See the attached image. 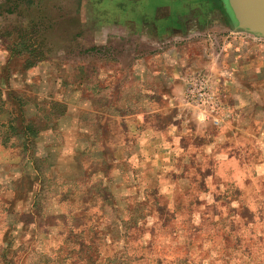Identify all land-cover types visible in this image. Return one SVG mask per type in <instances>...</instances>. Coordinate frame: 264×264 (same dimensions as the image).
Masks as SVG:
<instances>
[{
    "label": "clouds",
    "instance_id": "obj_1",
    "mask_svg": "<svg viewBox=\"0 0 264 264\" xmlns=\"http://www.w3.org/2000/svg\"><path fill=\"white\" fill-rule=\"evenodd\" d=\"M101 7L114 5L105 3ZM203 43L211 44V41ZM233 47L242 55L236 56L231 65L228 63L231 51L222 64H217L218 58L209 52L211 60L202 67L209 73L204 86H210V91L199 100L194 95L189 98L185 91L186 85L193 81L173 72L172 80L185 83L174 87L172 95L164 96L168 101L166 106L144 99L137 107L145 111L127 118L129 131L126 134L119 127L120 117H115L113 139L108 141V146L115 150L116 158L111 161L113 166L107 174L103 170L93 172L94 167L103 168L105 159L102 155L105 143L95 132L94 105L82 99L80 90L58 95V99L67 103L68 112L59 121V134L45 133L40 150L35 154L36 159H42L48 155L44 145H53L50 167L41 175L34 159L29 158L24 163L32 175L46 181L42 193L47 196L42 201L45 215L69 214L70 211L75 215L87 206L92 219L85 227L96 228L101 233L110 228L108 235L97 242L100 253L97 264H264V110L253 114L254 101L264 95V80L253 83L257 91L241 83L245 74L264 76V42L257 41L249 47L247 40L233 41ZM246 47L248 52H243ZM252 53H256V59L240 66L239 61ZM156 60L159 62L161 57ZM163 60L166 65L183 66L185 63L178 60L177 55L168 53H164ZM133 71L140 79L130 91L135 94L139 89L143 94H153L147 84L163 73L146 76L149 70L143 60L133 65ZM105 76L102 74L101 79ZM221 77L225 78V91L237 101L234 106L219 98L217 85ZM57 87H61V83ZM120 106L126 107L127 101H121ZM176 107L180 112L174 119L183 118L180 127L170 124L161 131L144 120L146 115L156 112L167 115ZM185 110L191 115L185 117ZM193 122L195 132L189 127ZM196 136L206 142L200 146L190 143L185 150L182 139ZM17 152L18 149L0 147V251H7L10 259L12 252L18 251L16 264H74L76 261L88 264L77 254L79 245L66 240L67 230L63 225L46 234L32 224L30 230L22 234L23 223H17L16 216L7 211L9 205L4 201L15 198L13 181L23 174L16 167L21 161ZM81 152L86 155L83 169L91 173L87 177L76 167V157ZM193 159L195 167L191 163ZM197 168L202 171L211 168L213 174L204 178ZM202 179L207 191L200 187ZM101 187L112 192L118 212L114 213L112 207L105 205V215L101 210L104 201L99 196L94 202L84 204L81 197ZM41 188L42 184L37 182L28 201L17 203L16 213L31 211L41 195ZM156 189L161 198L160 206L167 204L174 214L167 224L150 195ZM69 191L75 203L61 201V194ZM217 196L221 199L217 200ZM197 200L205 203L197 204ZM138 205L142 206V215L137 216L136 227L129 229L126 224L133 217L129 209ZM10 228L11 247L5 239ZM32 230H36L34 237ZM84 238L90 242L91 232Z\"/></svg>",
    "mask_w": 264,
    "mask_h": 264
},
{
    "label": "rangeland",
    "instance_id": "obj_2",
    "mask_svg": "<svg viewBox=\"0 0 264 264\" xmlns=\"http://www.w3.org/2000/svg\"><path fill=\"white\" fill-rule=\"evenodd\" d=\"M100 1L102 4H96L95 0L93 3L91 0H30L22 6L10 5V11H14L13 13L7 12V9L0 13V147L18 149L17 155L20 156L21 161L16 167L23 173L19 179L13 181L15 198L5 200L4 203L9 205L7 208L9 214L16 216V222L23 223L22 234L27 233L32 224H36L37 229L46 234L51 229L63 225L67 230L66 240L79 245L77 254L80 260H87L88 264H97L100 259L97 242L108 235L110 228L101 233L96 228L85 227L92 219L88 215L90 209L87 206L75 215H72L71 211L69 214L45 215V205L42 201L46 200L47 196L42 193L45 191L43 185L46 181H42L41 176L32 175L24 163L29 158L34 159L35 168L41 175L50 167L49 159L53 145H44V150L48 153L44 158L36 159L35 154L40 150L45 133L51 131L59 134V121L68 112L67 103L58 99V95H67L69 91L80 90L83 93L82 99L90 100L94 105L95 132L105 143V151L102 153L105 159L103 168L94 167L93 172L103 170L107 174L113 166L111 161L116 158L115 150L108 146V141L113 139L115 117H120L119 127L126 134L129 131L127 118L135 117L138 112L145 111L137 105L144 99L160 105L162 99L159 94L165 87L162 84L165 81L161 78L154 77L147 84V87L152 89L151 95L143 94L139 89L135 94L130 91L131 86L140 79L133 71V65L138 60H143L149 70L146 76L153 72H161L165 67L166 71L172 74V71L181 64L166 65L163 56L164 53L177 55L178 60H185L183 66H180L183 77L187 79L194 75L207 77L209 73L205 72L202 66L211 60L209 52L218 58L217 64H222L227 52L231 51L232 55L228 60L231 65L235 63L236 56L242 55V52L236 51L233 47V41L247 40L249 47L257 41L264 42L262 38L235 31L218 0H211L209 6L193 7L195 8L193 11L201 10L203 25L194 38L167 44H154L153 40L146 42L141 40L137 37L135 23L125 25L124 28L118 25L122 28L121 31H112L108 25L112 24V21L104 20L106 16L104 17L101 12L98 14L94 12L106 3V0H98ZM177 1L141 0L134 5L132 11L137 12L138 21L148 20L156 16L157 8L163 4L175 10ZM131 2L134 3L132 0ZM149 12L151 14H148ZM102 17L104 22H99L101 21L99 18ZM169 38H173L172 34ZM209 40L211 44L203 43ZM242 51L248 52V48ZM157 57H161L159 62L156 60ZM254 59L256 53L250 54L246 59L242 58L239 65L243 66ZM102 74H106L104 79H101ZM261 80H264V76L245 74L241 83L245 88L257 91L253 88V83ZM58 83H61V87H57ZM217 87L220 88L221 102L231 106L237 103L235 98L225 91L224 77L220 78ZM125 100L127 106H120V102ZM260 110H264V95L253 103V114ZM160 117L155 113L146 115V124L157 130H166L174 123L175 113L169 111L163 118ZM190 127L195 132L196 126L190 125ZM210 131L214 132V129ZM13 138H15L14 143H12ZM189 138L190 141L181 142L186 149L190 143L200 146L206 142L199 136H196V139L187 137V140ZM236 152L239 154V149ZM85 158V153L81 152L76 157V167L84 177H87L91 173L83 169L82 162ZM191 163L193 167L196 166L194 159ZM187 171L188 167L185 166V172ZM197 171L204 178L213 174L211 168L205 171L197 168ZM173 178H177L175 174ZM37 182L42 184L41 195L34 202L32 210L16 213L17 203L28 201L29 193L34 190ZM200 187L207 191L204 179L201 180ZM150 195L157 204L161 219L167 224L174 214L170 213L167 204L160 206L158 189L153 190ZM97 196L104 201L101 210L105 215H107L105 205L112 207L114 213L118 212L115 198L107 187L98 188L95 192L89 190V194L81 199L87 205L90 201L94 202ZM216 199L220 200L221 197L217 196ZM61 201L75 203L71 191L61 194ZM196 203L205 202L197 200ZM141 207L138 205L129 209L133 217L131 222L126 224L127 228L136 227L137 216L142 215ZM244 214L251 219L248 212ZM75 229L81 231L77 232ZM11 231L10 228L9 234L5 236V239L9 240L10 247ZM32 231L34 237L36 230ZM88 232H91L90 242L84 238ZM61 234L63 235V232ZM18 254V251L12 252L13 258L10 259L7 251H0V261L3 264H16L15 257ZM74 264L79 262L76 261Z\"/></svg>",
    "mask_w": 264,
    "mask_h": 264
},
{
    "label": "crops",
    "instance_id": "obj_3",
    "mask_svg": "<svg viewBox=\"0 0 264 264\" xmlns=\"http://www.w3.org/2000/svg\"><path fill=\"white\" fill-rule=\"evenodd\" d=\"M30 0H0V13L5 12V10L9 13H13L14 11H10V5H21L24 3H28ZM134 3L131 2V0H106V3H110L114 5L112 8H102L99 6V10H94L95 14H98L101 12L103 14L101 21L104 22V20L112 21V24H108L111 27V30H119L121 31L122 28L126 27L125 25L135 23L137 26V37L141 40H153L154 44H167V43H173V41L179 42V41H186L190 38H194L196 34L200 31V29L203 27L202 25V17H201V10L193 11V7H199V6H209V3L211 0H201V1H183L178 0L177 1V7L175 10H172L167 4H163L157 8V14L152 19L148 18V20L138 21L137 18V12H133L132 8H134V5L138 4L141 0H132ZM16 2V3H14ZM93 3L94 0H91ZM36 3V2H35ZM96 4H102V1L98 2V0H95ZM9 9V10H8ZM148 14H151L149 12ZM1 15V14H0ZM132 15V17L130 16ZM97 16V15H96ZM104 19V20H103ZM123 26L122 28L119 26ZM115 28V29H114ZM130 28V27H129ZM149 34V36H148ZM172 34L173 38H169V35ZM176 38V40H175ZM181 66V65H180ZM178 66L175 70L172 71L180 74L183 76L182 72L180 71L181 68ZM183 69V68H182ZM162 75L158 76L157 78H161L165 82L162 83L165 85L163 89L160 91L161 93L159 96H161L160 100V106L164 107L168 104V101L164 99L165 95H172L173 94V88L177 85H184V80H172V74L170 71H164L162 70ZM185 77V76H184ZM179 102L177 101V104ZM173 114L175 113V116H177L180 112V109L178 107L172 108L170 110ZM155 115L161 116L160 118H163L165 114L161 112H156ZM191 113L188 110H185V117L190 116ZM144 120L146 122V118L144 117ZM177 127H180L183 122V118L181 120H175L173 121ZM190 125L196 126V124L193 122ZM189 125V127H190ZM196 139V137H194ZM188 142L186 138H183L181 142ZM185 148V147H184ZM185 150H187L185 148Z\"/></svg>",
    "mask_w": 264,
    "mask_h": 264
},
{
    "label": "water",
    "instance_id": "obj_4",
    "mask_svg": "<svg viewBox=\"0 0 264 264\" xmlns=\"http://www.w3.org/2000/svg\"><path fill=\"white\" fill-rule=\"evenodd\" d=\"M235 31L264 39V0H221Z\"/></svg>",
    "mask_w": 264,
    "mask_h": 264
},
{
    "label": "built area",
    "instance_id": "obj_5",
    "mask_svg": "<svg viewBox=\"0 0 264 264\" xmlns=\"http://www.w3.org/2000/svg\"><path fill=\"white\" fill-rule=\"evenodd\" d=\"M192 83H188L185 87V91L188 94L189 98L193 95L197 100H199L204 93L210 91V86L205 87V76L204 75H194L190 78Z\"/></svg>",
    "mask_w": 264,
    "mask_h": 264
},
{
    "label": "trees",
    "instance_id": "obj_6",
    "mask_svg": "<svg viewBox=\"0 0 264 264\" xmlns=\"http://www.w3.org/2000/svg\"><path fill=\"white\" fill-rule=\"evenodd\" d=\"M218 1H219V3L221 4V9H222V11L226 14L223 3L221 2V0H218ZM226 15H227V14H226Z\"/></svg>",
    "mask_w": 264,
    "mask_h": 264
}]
</instances>
